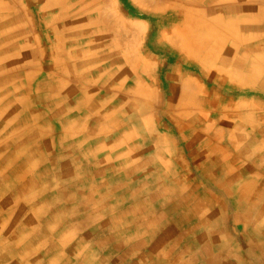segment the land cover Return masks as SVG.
I'll return each instance as SVG.
<instances>
[{"label": "rangeland", "instance_id": "374dc122", "mask_svg": "<svg viewBox=\"0 0 264 264\" xmlns=\"http://www.w3.org/2000/svg\"><path fill=\"white\" fill-rule=\"evenodd\" d=\"M11 2L0 0V264H137L141 249L114 245L158 216L157 235L173 236L155 254L176 264L169 245L204 233L208 157L234 152L264 177V0ZM207 240L206 257L219 239Z\"/></svg>", "mask_w": 264, "mask_h": 264}, {"label": "crops", "instance_id": "0c3cea01", "mask_svg": "<svg viewBox=\"0 0 264 264\" xmlns=\"http://www.w3.org/2000/svg\"><path fill=\"white\" fill-rule=\"evenodd\" d=\"M215 105L217 104L215 103ZM238 158L234 152L231 155L230 151L228 154L227 152H220L218 155L207 158L205 165V172L207 173L206 181L208 184H211L213 190L212 192L209 189L207 191L205 203L209 204V206L204 213L207 216L206 224L202 226L203 228L199 226V228L193 229L199 231L202 228L200 230L204 233L199 238L191 240L190 243L181 238L175 239L173 244L169 246L179 247L180 249L179 253L174 256L173 263L204 264V262H212L214 254L212 249L214 250L218 247L219 264H233L232 259L237 264H262L261 253L263 251H261L259 246L264 243V183L261 179L263 176L257 177L256 172L259 169L255 166L248 167L241 164ZM247 167L250 168L249 175L245 173V171L247 172ZM154 198L160 199V196L151 198V201L149 200L147 204L148 207L150 205L153 206L154 203L152 202L155 201L152 199ZM145 208L142 206L137 207L133 213L137 212L138 215L141 209H143V213ZM230 214H233V218H231L232 224L227 219V216ZM193 215L194 213H191V216ZM160 219L161 217L158 216L157 221L153 223L151 231L146 229V226L150 225L140 222L136 223L135 229L131 232H126V236L129 238L123 240L126 244H116L114 245L115 249L118 250V246L122 249L123 247L131 249L130 246L139 250L141 249V252L135 258L137 264H165L166 259H168L167 256L156 255L155 253L162 246H166L167 241L171 240L173 234L168 232L161 235V237L157 235V231L160 232L161 229L164 230L165 228V224L160 222ZM146 231L151 232L149 233L150 238L148 237L145 240L139 241L138 238L141 235L145 236L147 234ZM231 231L232 234L230 235ZM209 235L217 237L219 240L211 246V252L204 258L201 252L210 247V243L207 240ZM130 236L137 237L135 239L137 243L130 244ZM227 243L228 246L230 244L233 250L226 255L227 258H222L224 253L223 248ZM149 247H155L153 250L155 255H151L150 251L148 252ZM238 248L240 249L238 250ZM242 249L246 250V252H241ZM174 250L176 251L177 249ZM111 258L113 259L112 256ZM112 259L110 261L111 264H118V260H115L117 262L114 263ZM128 261L129 257H127Z\"/></svg>", "mask_w": 264, "mask_h": 264}, {"label": "bare ground", "instance_id": "6f19581e", "mask_svg": "<svg viewBox=\"0 0 264 264\" xmlns=\"http://www.w3.org/2000/svg\"><path fill=\"white\" fill-rule=\"evenodd\" d=\"M15 1L16 0H12V2H11V7H8L7 9H12V5L15 3ZM29 2V5L30 6H32V7H34V8H36L37 9V6L35 5L36 3V0H28ZM52 7H53V5H51ZM228 9L227 10H229V11H227L226 13H224V15H228V14H231L234 10H236L237 12H239V10L241 9V8H243V6H241V5H238V4H235V7H233V8H230L229 9V7H231L230 5L229 6H226ZM244 9V8H243ZM45 10H47V6L45 5V7H44V9H43V11H45ZM22 14H23V12H22ZM24 15V14H23ZM229 19V22H231L232 20H231V18L230 17H228ZM228 22V21H227ZM216 25V24H215ZM217 26V25H216ZM231 26V25H230ZM230 26H228V27H220V26H218L217 28H218V32H221V33H223V36H227L228 35V33L230 32V30H229V27ZM125 28V27H124ZM140 29V28H139ZM220 30V31H219ZM217 32V33H218ZM133 37V36H132ZM223 38V37H222ZM234 45H233V49L234 50H232V52L229 50L228 51V59L227 58H225L224 59V62L226 63V61H228V60H230L231 61V56H229V55H234V54H236V55H238V54H240L241 52H242V48L241 47H239V46H237V43L235 42V43H233ZM130 59V58H129ZM131 60H134V61H137L136 60V58L135 57H132L131 58ZM47 97V96H46ZM40 100H42L43 102H46V99L43 97V98H39ZM39 100V101H40ZM66 155H69L70 156V160L71 161H73L74 163H75V161L77 160L76 158H75V156L73 155V154H71L70 152L68 153V154H66ZM216 252H218V249H216ZM203 257L205 258L206 256H204L203 255ZM213 260H212V262H204V264H219V258L217 257V254L212 258ZM263 260H264V257H263ZM201 262V261H200Z\"/></svg>", "mask_w": 264, "mask_h": 264}]
</instances>
